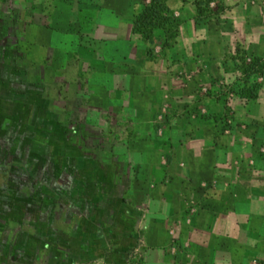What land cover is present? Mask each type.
Instances as JSON below:
<instances>
[{
  "label": "crops",
  "instance_id": "1",
  "mask_svg": "<svg viewBox=\"0 0 264 264\" xmlns=\"http://www.w3.org/2000/svg\"><path fill=\"white\" fill-rule=\"evenodd\" d=\"M28 1L23 42L41 84L72 120L125 139L147 220L141 264H264V94L241 99L225 63L203 68L190 3L166 0L180 27L165 46L161 29L152 45L133 33L137 0ZM237 23L238 42L264 53V23Z\"/></svg>",
  "mask_w": 264,
  "mask_h": 264
},
{
  "label": "rangeland",
  "instance_id": "2",
  "mask_svg": "<svg viewBox=\"0 0 264 264\" xmlns=\"http://www.w3.org/2000/svg\"><path fill=\"white\" fill-rule=\"evenodd\" d=\"M187 1L190 17L203 22V68L225 63L264 94V53L248 52L236 37L247 35L237 20L264 23V0ZM29 17L28 0H0V264H141L147 220L133 201L141 189L125 139L111 138L104 124L72 120L54 86L41 84L23 42ZM165 29L162 43L171 44L174 29ZM216 84L229 93L226 81Z\"/></svg>",
  "mask_w": 264,
  "mask_h": 264
},
{
  "label": "trees",
  "instance_id": "3",
  "mask_svg": "<svg viewBox=\"0 0 264 264\" xmlns=\"http://www.w3.org/2000/svg\"><path fill=\"white\" fill-rule=\"evenodd\" d=\"M139 6H141V12L134 17L133 33L137 35L140 40L146 44H154L155 31L158 29L163 30L164 35L167 34L166 26L174 29V32L170 34V38L175 39L178 32L179 23L174 19L173 15L166 6V0H149L148 4H145L143 0H137ZM170 45L167 41L165 46ZM241 99L256 100L258 98L257 90L243 86L239 93Z\"/></svg>",
  "mask_w": 264,
  "mask_h": 264
}]
</instances>
